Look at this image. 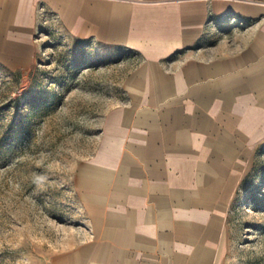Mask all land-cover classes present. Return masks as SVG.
I'll return each instance as SVG.
<instances>
[{"label": "crops", "instance_id": "obj_1", "mask_svg": "<svg viewBox=\"0 0 264 264\" xmlns=\"http://www.w3.org/2000/svg\"><path fill=\"white\" fill-rule=\"evenodd\" d=\"M44 14L140 58L73 173L85 233L53 264H225L264 144V0H0V64L35 61Z\"/></svg>", "mask_w": 264, "mask_h": 264}, {"label": "rangeland", "instance_id": "obj_2", "mask_svg": "<svg viewBox=\"0 0 264 264\" xmlns=\"http://www.w3.org/2000/svg\"><path fill=\"white\" fill-rule=\"evenodd\" d=\"M42 18L35 61L0 64V264H53L82 239L87 217L73 173L140 61ZM225 234V264H264V144L228 206Z\"/></svg>", "mask_w": 264, "mask_h": 264}]
</instances>
